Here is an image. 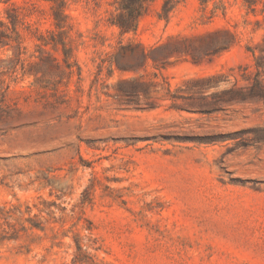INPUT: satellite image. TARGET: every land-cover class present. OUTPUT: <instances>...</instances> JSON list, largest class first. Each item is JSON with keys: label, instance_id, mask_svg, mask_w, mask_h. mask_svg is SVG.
Segmentation results:
<instances>
[{"label": "rangeland", "instance_id": "1", "mask_svg": "<svg viewBox=\"0 0 264 264\" xmlns=\"http://www.w3.org/2000/svg\"><path fill=\"white\" fill-rule=\"evenodd\" d=\"M65 1L0 0V264H264V0Z\"/></svg>", "mask_w": 264, "mask_h": 264}, {"label": "trees", "instance_id": "2", "mask_svg": "<svg viewBox=\"0 0 264 264\" xmlns=\"http://www.w3.org/2000/svg\"><path fill=\"white\" fill-rule=\"evenodd\" d=\"M55 2L57 6H53V14L55 19V24L57 27H63L65 24V13L64 6L66 4L65 0H51ZM149 0H119L118 14L115 19L111 21L112 24L117 25L122 32L133 31L137 28L138 20L142 15L144 4ZM203 3L209 0H201ZM246 3L253 7L257 0H245ZM170 2L166 0L164 3V11L170 10ZM224 6V5H222ZM225 8V6H224ZM254 10V7H253ZM19 17L15 14H8L6 19H0V47L3 46H15V42L20 43L19 31H18ZM64 54H68V49L63 48ZM79 250H82L81 243L76 241Z\"/></svg>", "mask_w": 264, "mask_h": 264}]
</instances>
